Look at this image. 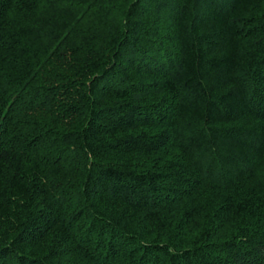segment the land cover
Wrapping results in <instances>:
<instances>
[{
  "label": "trees",
  "instance_id": "16d2710c",
  "mask_svg": "<svg viewBox=\"0 0 264 264\" xmlns=\"http://www.w3.org/2000/svg\"><path fill=\"white\" fill-rule=\"evenodd\" d=\"M0 264H264V0H0Z\"/></svg>",
  "mask_w": 264,
  "mask_h": 264
}]
</instances>
